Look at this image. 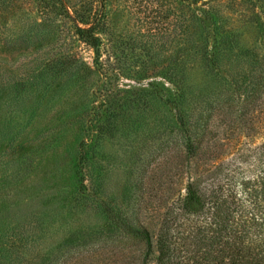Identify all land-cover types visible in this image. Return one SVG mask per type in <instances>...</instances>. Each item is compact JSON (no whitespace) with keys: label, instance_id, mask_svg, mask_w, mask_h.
I'll return each mask as SVG.
<instances>
[{"label":"rangeland","instance_id":"374dc122","mask_svg":"<svg viewBox=\"0 0 264 264\" xmlns=\"http://www.w3.org/2000/svg\"><path fill=\"white\" fill-rule=\"evenodd\" d=\"M263 75L264 0H0V264H157L190 180L260 188Z\"/></svg>","mask_w":264,"mask_h":264},{"label":"trees","instance_id":"16d2710c","mask_svg":"<svg viewBox=\"0 0 264 264\" xmlns=\"http://www.w3.org/2000/svg\"><path fill=\"white\" fill-rule=\"evenodd\" d=\"M81 30L97 49L91 27ZM258 81L262 88L257 99H262L264 75ZM182 126L187 132L185 157L211 147L199 144V133L190 130L184 116ZM259 184L249 195L236 191L230 197L225 176L203 183L190 180L181 203L169 206L161 216L157 264H264V175ZM137 235L151 247L147 228H139Z\"/></svg>","mask_w":264,"mask_h":264}]
</instances>
